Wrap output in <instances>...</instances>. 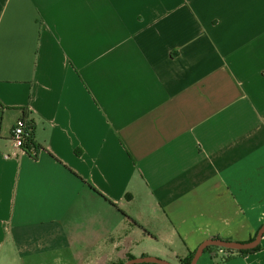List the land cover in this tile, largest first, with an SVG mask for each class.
Returning a JSON list of instances; mask_svg holds the SVG:
<instances>
[{"label": "crops", "instance_id": "0c3cea01", "mask_svg": "<svg viewBox=\"0 0 264 264\" xmlns=\"http://www.w3.org/2000/svg\"><path fill=\"white\" fill-rule=\"evenodd\" d=\"M263 169L264 0H0V264L245 242L236 187Z\"/></svg>", "mask_w": 264, "mask_h": 264}, {"label": "rangeland", "instance_id": "374dc122", "mask_svg": "<svg viewBox=\"0 0 264 264\" xmlns=\"http://www.w3.org/2000/svg\"><path fill=\"white\" fill-rule=\"evenodd\" d=\"M245 181L243 180V184L241 186V189L239 187H236V195L240 198H242L240 204L242 207V213H243V234L241 236L245 237V230L247 227L251 230H253V233L249 235V238L247 241L252 239L254 235L256 234L258 228L264 223V169L259 170L257 172V179L256 182L252 181V185L250 184H244ZM252 196L254 200L250 202L249 198ZM244 214H246V217H244ZM255 215L257 217L255 218ZM245 241V242H247ZM239 242V241H234ZM212 253L214 256H217L216 259H211L209 252H204L202 255L209 257L211 262L213 264H227L234 260L235 258H245L246 256L239 255L237 253L233 254H226V257H229L228 260L221 262L222 257L224 256V253L221 249L219 250H212ZM201 255V256H202ZM250 255V254H249ZM159 258V257H157ZM161 259V258H160ZM164 260V259H161ZM166 261V260H165ZM169 263H172V261H167ZM173 264V263H172Z\"/></svg>", "mask_w": 264, "mask_h": 264}, {"label": "water", "instance_id": "95a60500", "mask_svg": "<svg viewBox=\"0 0 264 264\" xmlns=\"http://www.w3.org/2000/svg\"><path fill=\"white\" fill-rule=\"evenodd\" d=\"M264 236V223L258 229L255 238L250 242H234L224 241L220 239H208L203 241L195 250L190 264H196L197 260L201 257L204 250L207 247L214 246L219 248H225L230 250H251L256 248ZM123 264H171L167 261L161 260L155 257H141L136 259H130Z\"/></svg>", "mask_w": 264, "mask_h": 264}, {"label": "trees", "instance_id": "16d2710c", "mask_svg": "<svg viewBox=\"0 0 264 264\" xmlns=\"http://www.w3.org/2000/svg\"><path fill=\"white\" fill-rule=\"evenodd\" d=\"M27 112L24 111L23 112V116L21 117V119H19V124L21 126V129H22V139H23V146L21 148L22 151L24 152H27V153H30L33 157L36 156V150H35V145L33 143V132H34V126H33V123L32 121L28 120L27 119ZM109 203V202H108ZM111 204V203H109ZM112 205V204H111ZM113 206V205H112ZM130 221L132 223H134V221H132L130 219ZM135 224V223H134ZM139 228H141L140 226H138ZM260 228V227H259ZM258 228V229H259ZM258 231V230H257ZM257 233V232H256ZM256 234L254 235V237L252 239H250L249 241L247 242H250L252 241L254 238H255ZM217 239V238H215ZM221 249L224 253V256L222 257V260L221 262H224L226 260H228L229 257H226V254H233V253H237L239 255H242V256H246V255H249V254H252V253H255V252H258L262 249L261 245L259 244L256 248L254 249H251V250H242V251H239V250H230V249H225V248H219V247H214V246H210V247H207L204 252H209L210 253V257L211 259H216L217 256H214L213 253H212V250H219ZM194 252H191L189 253L184 259H181L180 260V264H190L191 260H192V257L194 255ZM203 252V253H204ZM121 264V263H119Z\"/></svg>", "mask_w": 264, "mask_h": 264}, {"label": "built area", "instance_id": "2783aa9c", "mask_svg": "<svg viewBox=\"0 0 264 264\" xmlns=\"http://www.w3.org/2000/svg\"><path fill=\"white\" fill-rule=\"evenodd\" d=\"M11 142H12L13 147L15 149L21 150V148L23 146V139H22V129H21V126L19 124V121L17 122L15 127L12 129ZM4 158L7 159V158H9V156L5 155Z\"/></svg>", "mask_w": 264, "mask_h": 264}]
</instances>
